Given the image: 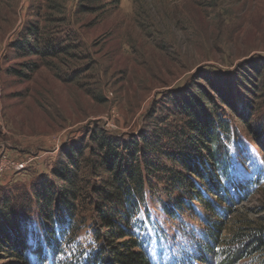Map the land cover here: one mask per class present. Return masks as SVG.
<instances>
[{
	"label": "rangeland",
	"instance_id": "1",
	"mask_svg": "<svg viewBox=\"0 0 264 264\" xmlns=\"http://www.w3.org/2000/svg\"><path fill=\"white\" fill-rule=\"evenodd\" d=\"M28 24L64 51H17L12 45L26 39ZM179 93L205 109L218 105L230 121L232 176L213 196L222 205L217 213L183 209L173 219L178 193L151 192L149 214L136 211L145 221L137 236L149 237L144 250L157 264H264L254 239L242 241L264 231V0H0V234L50 253L45 225L63 216L57 202L65 186L50 170L60 168L64 149L81 144L74 169L82 196L72 200L76 217L61 246L69 258L89 256L107 235L95 231L107 227L90 203L100 181L88 163L98 157L92 130L128 139L155 126ZM46 193L54 198L48 206ZM210 220L221 222L220 239L205 259ZM1 250L0 264H66Z\"/></svg>",
	"mask_w": 264,
	"mask_h": 264
},
{
	"label": "trees",
	"instance_id": "2",
	"mask_svg": "<svg viewBox=\"0 0 264 264\" xmlns=\"http://www.w3.org/2000/svg\"><path fill=\"white\" fill-rule=\"evenodd\" d=\"M22 34L26 39L17 40L12 45L17 51H26L28 55L38 57L55 56L64 51L55 38H43L39 26L28 24ZM26 68L34 72L36 66ZM164 107L168 112L157 117L155 126L132 133L128 139L106 134L98 128L90 134L91 150L98 157L88 159V163L100 180L93 185L96 198L90 203L95 206L98 219L102 220L100 222L107 227L95 230L107 234L104 244H98L89 256L75 259L66 256L67 252L61 246L63 243L68 246L67 239L76 217V205L73 206L72 200H79L82 196L83 178L74 168L78 166L77 152L83 154L87 146L77 144L74 149L63 150L65 160L61 161L60 168L50 170L65 182L60 194L64 195L61 196L62 202H57L64 211L63 216L57 214L56 222L45 225L50 253L32 250L26 242H15L0 234L1 251L25 261L34 254L35 260L40 263L50 259L58 260V263L65 258L63 261L66 264H157L158 260L144 250L148 247L149 237L143 234L140 238L136 232L140 225L142 229L145 225L142 218H136V211L144 207V212L149 214L147 198L151 192L178 193L176 205L170 211L173 219H177L183 209L217 213L222 205L214 197H217L215 195L221 187H225L223 180L232 176L229 151L226 150L231 137V123L218 112V105L215 109H205L195 98L182 93L171 95ZM174 116L183 119L175 122ZM44 199L46 206L54 202L51 193H46ZM44 210L46 212L42 214L49 216L50 220L55 217L53 210L46 207ZM134 217L135 221L139 220L136 228L131 222ZM212 221L211 227L206 229L209 239L200 250L201 258L205 259L215 252L214 244L220 239L221 226L218 224L221 222ZM58 235L62 241H59ZM252 239L255 244L253 252L264 251V231L246 234V240L242 241L247 243ZM116 240L118 246L115 245Z\"/></svg>",
	"mask_w": 264,
	"mask_h": 264
}]
</instances>
